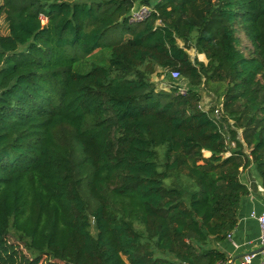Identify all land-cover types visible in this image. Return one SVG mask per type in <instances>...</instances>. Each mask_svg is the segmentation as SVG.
<instances>
[{
	"label": "trees",
	"instance_id": "trees-1",
	"mask_svg": "<svg viewBox=\"0 0 264 264\" xmlns=\"http://www.w3.org/2000/svg\"><path fill=\"white\" fill-rule=\"evenodd\" d=\"M136 3L154 11L131 22ZM1 14L0 264L225 262L242 171L264 187V0H2Z\"/></svg>",
	"mask_w": 264,
	"mask_h": 264
},
{
	"label": "crops",
	"instance_id": "crops-1",
	"mask_svg": "<svg viewBox=\"0 0 264 264\" xmlns=\"http://www.w3.org/2000/svg\"><path fill=\"white\" fill-rule=\"evenodd\" d=\"M203 98L204 109H209L212 104L208 103L205 107L204 103L207 102ZM241 179L248 185L249 194L241 202L237 224L230 232L231 235L216 243V248L226 257L222 264H244L245 256L251 253L254 257L250 264H260L262 260L261 227L257 216L264 212V187L254 164L242 171Z\"/></svg>",
	"mask_w": 264,
	"mask_h": 264
},
{
	"label": "rangeland",
	"instance_id": "rangeland-1",
	"mask_svg": "<svg viewBox=\"0 0 264 264\" xmlns=\"http://www.w3.org/2000/svg\"><path fill=\"white\" fill-rule=\"evenodd\" d=\"M1 4H2V0H0V5ZM0 33H2V34L8 33V22L5 19V14L0 15ZM243 41H244L245 45H248V42L246 41L245 38H243ZM248 48H252L250 44H249ZM100 50L101 51L98 52L97 55H95L92 60L95 63L101 64V65L109 64V59L111 56V48L110 47H104ZM189 52L191 53L192 56L195 53V51H193V50H190ZM92 60L87 59V60L82 61L81 63L77 62L75 65V69L78 71H82V72L89 71L91 66H92V63H93ZM153 78H154V81L157 84H159L160 86L162 85V82H164L165 84L168 82V81H165V79L162 77V75H155ZM179 81H181L180 78L175 80V82H179ZM182 84L188 85L186 82H183ZM202 93L204 96L203 101L207 102V103H204L205 107L207 106L208 103L212 104V105L215 104L216 96L214 95V93L210 92L207 89L203 90ZM202 105H203V103H202Z\"/></svg>",
	"mask_w": 264,
	"mask_h": 264
},
{
	"label": "built area",
	"instance_id": "built-area-1",
	"mask_svg": "<svg viewBox=\"0 0 264 264\" xmlns=\"http://www.w3.org/2000/svg\"><path fill=\"white\" fill-rule=\"evenodd\" d=\"M154 11L153 7L146 5V4H141V3H136L133 8L131 9L129 19L131 22H139L147 19L151 13ZM43 20H46L45 16H41ZM171 77L173 80H177L181 78V72L177 69L171 70L170 71ZM178 84V83H177ZM188 87L187 85H182L179 84V92L180 93H186ZM254 216V213H253ZM259 222H260V227H261V234H260V242L263 246L261 255H262V260L260 264H264V212L261 213L260 215L257 216ZM231 234H229L230 236ZM254 257V254H248L245 256L244 264H250L252 261V258Z\"/></svg>",
	"mask_w": 264,
	"mask_h": 264
},
{
	"label": "water",
	"instance_id": "water-1",
	"mask_svg": "<svg viewBox=\"0 0 264 264\" xmlns=\"http://www.w3.org/2000/svg\"><path fill=\"white\" fill-rule=\"evenodd\" d=\"M233 261H235V259H234ZM228 264H229V263H228Z\"/></svg>",
	"mask_w": 264,
	"mask_h": 264
}]
</instances>
